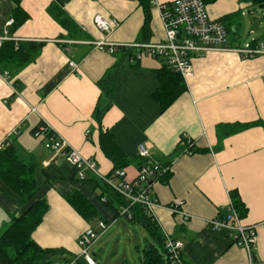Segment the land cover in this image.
I'll return each mask as SVG.
<instances>
[{
    "label": "crops",
    "instance_id": "0c3cea01",
    "mask_svg": "<svg viewBox=\"0 0 264 264\" xmlns=\"http://www.w3.org/2000/svg\"><path fill=\"white\" fill-rule=\"evenodd\" d=\"M52 1H21L28 19L13 31L14 41L44 45L38 57L19 72L7 76L0 72V146L10 140L22 159L37 164L38 186L33 198L22 202L0 180V234L32 201L45 199L49 209L33 234L43 247L78 254L80 235L89 227L97 229L100 221L110 230L117 226L122 237H132L136 227L126 225L124 217L149 235L143 225L119 214L123 201L101 177L81 180L70 162L53 158L43 137L34 134L46 124L84 156L96 160L102 175H109L116 166L101 146L102 132H107L106 147H112L111 154L129 179L144 162L139 155L141 144L149 148L151 162L170 165V171L154 182L153 196L165 207L181 202L194 218L184 221L179 213L163 207L157 208V219L144 212L163 235L184 243L183 255L191 264H250L247 251L231 241L226 228L213 231L206 224L207 219L226 216L233 201L231 192L237 193L247 208L241 222L256 226L255 264H264V55L244 58L236 51L193 55L194 72L185 81L187 89L163 109L154 93L161 85L164 61L144 54L130 64L127 50L104 52L94 42L103 37L121 45L163 41L166 35L158 4L173 0H152L148 32L142 31L146 12L141 0H69L65 9L79 29L76 36L53 18ZM15 7L13 0H0V33ZM207 7L214 19L233 15L225 21L230 47L264 40V7L247 0H214ZM97 14L117 25L110 32L99 30L94 24ZM117 65L122 71L114 80L113 103L98 122L94 110L102 94L99 82ZM100 102L104 106L108 100ZM234 124L242 126L229 131ZM186 135L194 141L193 154L185 153ZM76 194L92 204L94 217L86 218L72 204ZM150 238L144 236L145 246ZM127 247L131 249L132 243ZM94 255L99 262L100 253L94 251ZM118 257L119 264H129L125 256Z\"/></svg>",
    "mask_w": 264,
    "mask_h": 264
},
{
    "label": "built area",
    "instance_id": "2783aa9c",
    "mask_svg": "<svg viewBox=\"0 0 264 264\" xmlns=\"http://www.w3.org/2000/svg\"><path fill=\"white\" fill-rule=\"evenodd\" d=\"M158 7L166 35L163 41L121 45L109 42L103 37L94 42L96 47L109 53H115L119 48L132 49L128 56L130 64L140 60L144 54L163 60L178 72L184 81L193 75L192 57L197 53L236 51L244 58L264 55V40L255 44H246L245 47L241 48L230 47L226 25L221 20L212 18L204 0H173L168 3H159ZM94 24L103 32H110L117 25L115 21H110L101 14L95 15ZM13 25L14 18L11 17L1 30L0 49L6 41L15 39L11 31ZM71 65L77 68L76 63L71 62ZM3 74L7 76L8 71ZM34 134L37 137H43L45 147L52 151L53 158H64L70 162L76 168L79 179L85 180L91 175L101 177L108 187L125 201L126 204L119 212L120 215L132 219L133 207L139 205L149 216L156 219V210L160 207L173 213H179L184 221L194 218L193 215L182 209L181 202L165 207L153 196L154 182L168 173L171 167L160 162H151V153L147 145H140L139 155L144 158V162L139 166L137 175L129 179L124 168H116L107 176L102 175L96 160L84 156L81 151L71 146L66 139L56 134L47 125L38 127ZM185 140L187 143L185 153L193 154L194 141L188 135L185 136ZM6 141L8 140H5L0 148L6 145ZM229 207L226 216L207 219L206 224L213 231H221L226 228L231 241L242 246L249 255L250 264H255L254 251L258 247L256 226L245 225L241 222V216L235 209L232 200ZM262 224L264 225V222ZM108 228L109 225L105 221H100L97 229L93 227L86 229L78 239L80 251L76 259L82 258L88 264H99L93 248ZM164 237L168 257L174 263H181L184 243L167 233L164 234Z\"/></svg>",
    "mask_w": 264,
    "mask_h": 264
},
{
    "label": "trees",
    "instance_id": "16d2710c",
    "mask_svg": "<svg viewBox=\"0 0 264 264\" xmlns=\"http://www.w3.org/2000/svg\"><path fill=\"white\" fill-rule=\"evenodd\" d=\"M13 1L16 7L13 13L14 25L11 29L12 33L28 19V15L21 6L22 0ZM68 1L53 0L49 6V12L68 31L70 36H76L79 33V29L65 9ZM141 1L146 12L142 31L148 32L150 28V4L152 0ZM213 1L204 0L206 4ZM247 1L264 7V0ZM231 17L233 15H227L221 21L225 24L226 19ZM43 45V42L6 41L0 49V72H19L38 57ZM125 50H127L128 54L132 52V49ZM121 71V66L117 65L115 70L109 71L99 82L102 94L94 110V116L98 122H101L103 115L113 103L114 80ZM160 81L161 85L154 93V97L163 109H166L185 92L187 85L183 77L165 62L160 72ZM102 98L108 100V103L104 106H101L100 101ZM255 124L257 122L243 125V127ZM43 125L45 126L46 124ZM241 126V124H234L230 126L229 131H237ZM262 126H264V123H262ZM107 138V132H102L101 146L108 155H111L112 160L115 162L116 166L114 169L124 168L120 165L117 156L111 154L112 147L107 149ZM5 144L4 147L0 148V180L8 184L17 193L22 202H28L33 198L38 188L35 176L37 164L22 159L15 145L10 140L6 141ZM113 151V153L118 154L115 149ZM115 195L123 201L124 205L126 204L120 195L116 193ZM231 196L235 209L243 217L247 212V208L241 197L235 192H231ZM70 200L76 209L86 218H92L96 214L92 204L81 195H73ZM48 209L49 204L45 199H37L32 201L31 205L22 214L12 218L11 223L0 234V264H88L82 258L76 259L77 254L70 253L65 249L43 247L34 239L33 234L42 223ZM131 220L143 225L151 237L143 249L141 264H191L183 254L181 255V263H174L170 260L165 244V237L160 227L151 221V218L146 215L141 206L135 205L133 207V218ZM75 259L76 261L73 262Z\"/></svg>",
    "mask_w": 264,
    "mask_h": 264
},
{
    "label": "rangeland",
    "instance_id": "374dc122",
    "mask_svg": "<svg viewBox=\"0 0 264 264\" xmlns=\"http://www.w3.org/2000/svg\"><path fill=\"white\" fill-rule=\"evenodd\" d=\"M264 31V26H263ZM263 32L259 34L262 36ZM246 39L250 37H245ZM115 70V69H114ZM113 71V70H110ZM123 221L126 225L136 227V231L133 233L132 237H122L123 235L118 234V228L107 230L94 245V250L96 253H100L99 264H119V257L125 256L127 263L129 264H141V256H143V248L145 247L144 236L149 237L148 233L139 225L130 223L125 217ZM132 243V248L130 249L128 244ZM140 248V249H139ZM119 249L118 255L115 253Z\"/></svg>",
    "mask_w": 264,
    "mask_h": 264
}]
</instances>
